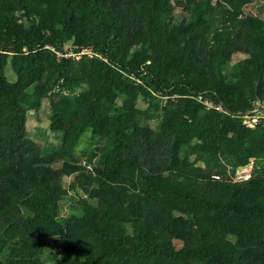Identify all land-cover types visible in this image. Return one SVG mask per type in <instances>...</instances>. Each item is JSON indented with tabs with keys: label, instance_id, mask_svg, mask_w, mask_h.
<instances>
[{
	"label": "trees",
	"instance_id": "obj_1",
	"mask_svg": "<svg viewBox=\"0 0 264 264\" xmlns=\"http://www.w3.org/2000/svg\"><path fill=\"white\" fill-rule=\"evenodd\" d=\"M253 2L0 0V264H264V124L236 117L264 104Z\"/></svg>",
	"mask_w": 264,
	"mask_h": 264
},
{
	"label": "rangeland",
	"instance_id": "obj_2",
	"mask_svg": "<svg viewBox=\"0 0 264 264\" xmlns=\"http://www.w3.org/2000/svg\"><path fill=\"white\" fill-rule=\"evenodd\" d=\"M254 7L251 8H247V11L252 13L254 11ZM177 19L182 18V15L180 14V12L178 10L175 11ZM239 58H242V56H236L233 58V60H237ZM10 74V73H9ZM140 107H143V105L140 103L139 104ZM47 102L44 101L42 103V108L39 111L38 114H31L29 113L27 115V121H26V129L29 132L30 138L39 146L42 147L45 142H54V138L48 133L47 131V125H48V121H47ZM150 127L151 128H155V123L151 122L150 123ZM86 136V135H85ZM84 138V137H82ZM86 144L85 141L83 140L81 142V145L79 143V151L80 153L78 154V156L80 157L81 160V164H83V160L84 157H82V153L84 151H86ZM71 181V177H66L63 179V186L66 188L68 183ZM68 207H69V202L68 201H64L61 204V214L63 216H65L68 212ZM176 246H180L178 243H175Z\"/></svg>",
	"mask_w": 264,
	"mask_h": 264
},
{
	"label": "built area",
	"instance_id": "obj_3",
	"mask_svg": "<svg viewBox=\"0 0 264 264\" xmlns=\"http://www.w3.org/2000/svg\"><path fill=\"white\" fill-rule=\"evenodd\" d=\"M263 2L264 0H254L253 4L256 5V7H259L261 4H263ZM84 55L89 58H92L94 56L97 57V55H95L90 49H83L76 55H67L66 57L71 56L75 60H78L81 58V56ZM195 100L197 103L203 106L205 110H212L225 116H232L225 110V108L220 102H216L203 94L197 95L195 97ZM236 117L242 120V124L246 128H253L257 125L264 124V104L257 102L256 107L252 111ZM87 168L90 169L89 167ZM248 177L249 170H243L236 175L234 181L247 180Z\"/></svg>",
	"mask_w": 264,
	"mask_h": 264
}]
</instances>
